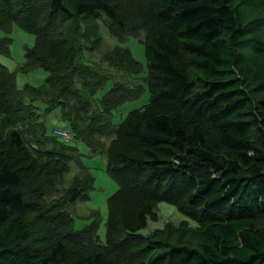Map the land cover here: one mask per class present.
<instances>
[{
  "label": "trees",
  "instance_id": "1",
  "mask_svg": "<svg viewBox=\"0 0 264 264\" xmlns=\"http://www.w3.org/2000/svg\"><path fill=\"white\" fill-rule=\"evenodd\" d=\"M115 1L0 0V56H10L15 25L36 37L15 71L0 62V264H264V0H158L168 34L143 43L150 101L118 125L114 112L144 92L136 83L144 67L121 45L132 36L117 32L126 26ZM99 20L120 44L96 62L86 53L103 44ZM105 65L131 84L116 82L97 99L113 79ZM38 69L46 83L21 88L18 75ZM57 111L94 154L97 134L116 136L107 172L119 190L106 243L100 219L78 232L67 212L73 199L90 200L95 179L79 150L48 131ZM72 163L85 178L47 205ZM180 180L182 202L165 194ZM134 191L143 198L130 203ZM161 203L198 222L195 245L186 224L167 236L138 234Z\"/></svg>",
  "mask_w": 264,
  "mask_h": 264
},
{
  "label": "rangeland",
  "instance_id": "2",
  "mask_svg": "<svg viewBox=\"0 0 264 264\" xmlns=\"http://www.w3.org/2000/svg\"><path fill=\"white\" fill-rule=\"evenodd\" d=\"M114 3L118 5L117 8L119 9V16L125 21L126 26L125 31L118 30L117 32L126 36H132L121 45L129 48L134 58L144 67L143 73L137 77L136 81L137 84L144 87V92L140 98L122 105L117 111L114 112L111 121L112 124L118 125L122 123L131 112L142 109L149 103L150 91L148 84L145 81L147 74V59L145 54V46L143 43L153 36H164L165 34H168V31L157 18L158 0H116ZM139 6H141L140 11L138 10ZM143 13L147 14L146 18L138 17L139 14L142 15ZM1 17H3V15L0 13V18ZM97 24L100 27L99 34L103 38V44L100 49L96 50V52L86 53V59L91 56L90 59H94L96 62L101 60L104 51L114 47L117 44H120L114 37L110 35L108 29L104 26L103 20H99ZM87 27H91L90 23H87ZM13 28L14 29L11 34L13 42L10 48V56H0V62L10 71H15L18 67L25 63L26 49L33 48L36 43L35 35L24 31L17 25H15ZM105 69L109 77L113 79L108 81L107 85L98 92L96 95L97 99L102 98L116 82L128 83L129 85L131 84V78L126 72L117 70L114 67L108 65H105ZM48 76L49 73L42 69L35 70L34 72L28 74L21 73L18 75V84L21 88H23L26 84L41 86L46 83ZM170 107L171 109L175 107L178 108L177 104H174ZM7 109L10 112L9 114L12 115V113H14L9 108ZM58 113L59 111L52 114L48 119V131L50 133L52 130L54 131L55 128L63 127L67 130L70 129L65 122L60 121L59 117H56ZM115 138L116 136L110 134H97L94 137V141L98 146V154L92 153L90 147L84 142H78L74 140L70 142L71 146H74L79 150L84 165L94 176L95 183L94 189L90 193V200H84V198L73 199L69 202L66 209L67 212L73 217L74 229L78 232L86 229L90 225H96L97 220L100 219L101 224L99 229V237L102 243H106V224L109 217V199L119 190L117 181H115L107 172V156ZM137 144L138 143L131 142L127 139H123L122 143V145H133L134 147ZM137 146L139 147V145ZM48 149H51V147H48ZM63 171H66V169L60 168L59 176L57 178L58 186H56L58 192L53 196L48 197L46 202L47 205L60 200L63 202L66 192L78 185V177H80V179L85 178V173H83L80 166L76 163L71 164L70 170L67 173L63 174ZM185 185L186 182L184 180H180L178 186L174 187V189L170 191V194L165 193L166 196H174V200H180L179 202H182L184 195L188 194L187 191L184 194ZM85 186L88 187L89 184ZM143 191L145 193H154L156 191L157 193L160 191V189L159 187L155 186L153 188L149 187V189H144ZM132 196L133 197L129 199L130 203L133 202V200H140L143 198L136 191L132 193ZM144 196L149 198L147 195ZM129 202L125 204L126 209L131 207ZM97 212L99 214H97ZM185 224L191 230L188 236V243L195 245L198 238V222L194 219L183 217V215H181V213H179L174 208L173 204L161 203L159 206L155 207L152 214L150 215L148 226L139 231L138 234L144 237H150L156 236L159 233H163L167 236L169 233L172 234L175 229H178ZM127 261L130 263V259L127 258ZM131 264L133 263L131 262Z\"/></svg>",
  "mask_w": 264,
  "mask_h": 264
},
{
  "label": "built area",
  "instance_id": "3",
  "mask_svg": "<svg viewBox=\"0 0 264 264\" xmlns=\"http://www.w3.org/2000/svg\"><path fill=\"white\" fill-rule=\"evenodd\" d=\"M54 134L65 143H70L73 140L72 134L67 129H55Z\"/></svg>",
  "mask_w": 264,
  "mask_h": 264
}]
</instances>
